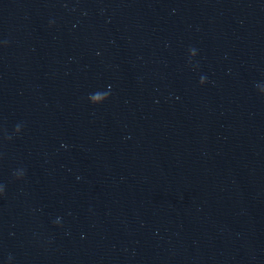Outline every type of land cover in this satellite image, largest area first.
<instances>
[{
	"label": "water",
	"instance_id": "water-1",
	"mask_svg": "<svg viewBox=\"0 0 264 264\" xmlns=\"http://www.w3.org/2000/svg\"><path fill=\"white\" fill-rule=\"evenodd\" d=\"M0 264H264V0H0Z\"/></svg>",
	"mask_w": 264,
	"mask_h": 264
}]
</instances>
